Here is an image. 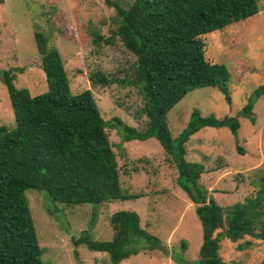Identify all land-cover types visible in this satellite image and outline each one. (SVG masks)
I'll return each instance as SVG.
<instances>
[{
    "label": "trees",
    "instance_id": "1",
    "mask_svg": "<svg viewBox=\"0 0 264 264\" xmlns=\"http://www.w3.org/2000/svg\"><path fill=\"white\" fill-rule=\"evenodd\" d=\"M105 2L114 8L117 27L105 39L96 32L92 43L109 44L116 36L134 61L128 81L108 80L99 73L93 76L104 85L116 81L137 87L145 125L136 130L118 118L105 121L89 90L72 94L58 50L42 32L34 31L46 91L31 96L26 88L14 86L13 74L0 72L13 118L11 126L0 125V264H47L41 259L43 249L27 205V189L43 191L49 201L66 205L141 197L121 189L106 128L116 129L122 142L155 138L175 167V183L195 205L201 227L196 261L182 264H227L218 254L222 239L235 242L246 235L264 241V175L259 177L253 196L221 207L199 183L203 166L185 160L184 145L205 127L226 128L235 138L240 125L237 116H202L193 110L173 139L165 115L189 91L199 88L217 89L230 104L229 72L224 65L205 60L200 36L257 14L258 0ZM260 96H264V83L248 97L240 117L253 122L251 109ZM237 152L243 153L240 148ZM92 213L89 230L96 216ZM108 224L109 240H94L89 230H83L71 238L72 245L105 253L108 264H119L140 249H163L157 236L140 227L134 212L115 211ZM180 246L184 248L183 241Z\"/></svg>",
    "mask_w": 264,
    "mask_h": 264
},
{
    "label": "rangeland",
    "instance_id": "2",
    "mask_svg": "<svg viewBox=\"0 0 264 264\" xmlns=\"http://www.w3.org/2000/svg\"><path fill=\"white\" fill-rule=\"evenodd\" d=\"M105 1L122 5L130 0H0V72L13 74L14 86L26 88L31 96L46 91L33 40V32L40 31L58 50L72 94L89 90L105 121L118 118L141 130L146 118L140 110L138 88L116 81L104 85L93 76L99 73L108 80L128 81L134 61L116 36L109 39V44L92 43L96 32L105 39L117 27L114 8ZM257 6V14L200 36L205 60L222 64L229 72L230 104L217 89L199 88L189 91L165 115L173 139L193 110L202 116H237L240 125L235 138L226 128L205 127L184 145L185 160L204 168L199 183L223 208L253 196L259 177L264 175V96L252 106V123L239 115L248 97L264 83V0H258ZM12 124L10 102L0 79V125ZM105 132L115 154L121 189L140 193L141 197L98 205H66L49 201L43 191L25 190L38 245L43 249L42 261L108 264L105 253L89 251L83 245L74 247L71 238L89 230L94 211L90 237L109 240L112 233L108 217L119 210L136 213L140 227L163 244V249H140L119 264L196 261L201 227L195 205L177 187L175 167L158 141L152 137L122 142L116 129L106 128ZM237 148L243 153L239 154ZM218 254L227 264H263L264 241L246 235L235 242L222 239Z\"/></svg>",
    "mask_w": 264,
    "mask_h": 264
}]
</instances>
